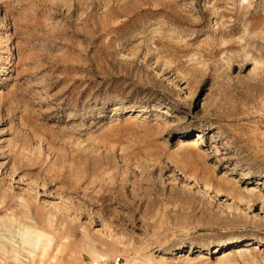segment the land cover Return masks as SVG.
Returning <instances> with one entry per match:
<instances>
[{"label":"rangeland","instance_id":"374dc122","mask_svg":"<svg viewBox=\"0 0 264 264\" xmlns=\"http://www.w3.org/2000/svg\"><path fill=\"white\" fill-rule=\"evenodd\" d=\"M92 254L264 264V0H0V264Z\"/></svg>","mask_w":264,"mask_h":264},{"label":"bare ground","instance_id":"6f19581e","mask_svg":"<svg viewBox=\"0 0 264 264\" xmlns=\"http://www.w3.org/2000/svg\"><path fill=\"white\" fill-rule=\"evenodd\" d=\"M181 124V123H180ZM74 211H78L79 212V216L81 217V218H86L85 217V215H84V213H82L81 212V210H80V208H76V210H74ZM62 218H63V221H65V223L66 224H68L69 226H71L73 229L74 228H77L78 227V225L76 224V223H74V221H70V222H68L67 221V216L66 215H62ZM50 226V225H49ZM37 230V229H36ZM47 230V229H46ZM46 230H45V232H46ZM53 230V229H52ZM43 231V230H42ZM50 231V230H49ZM37 232V231H36ZM35 232V230L33 229L32 230V228H31V230L30 229H28L26 232H25V234H23L21 237H22V243H23V246L26 248V247H30V248H34L36 245H37V242L39 241V239L43 236V235H45L43 232L42 233H36ZM38 232H40V231H38ZM51 232V231H50ZM53 233V232H52ZM48 236V235H47ZM30 238L32 239V240H30ZM24 248V249H25ZM27 249V248H26ZM29 249V248H28ZM25 251V250H24ZM27 251V250H26ZM33 251V250H32ZM28 253V252H27ZM30 254H31V252H30ZM33 255V254H32ZM93 255V254H92ZM92 259H94V260H97V261H99V260H104V257L103 256H100V255H93V257H91Z\"/></svg>","mask_w":264,"mask_h":264},{"label":"built area","instance_id":"2783aa9c","mask_svg":"<svg viewBox=\"0 0 264 264\" xmlns=\"http://www.w3.org/2000/svg\"><path fill=\"white\" fill-rule=\"evenodd\" d=\"M82 264H122L121 258L115 257V258H110V259H104V260H99V261H86L83 262Z\"/></svg>","mask_w":264,"mask_h":264}]
</instances>
